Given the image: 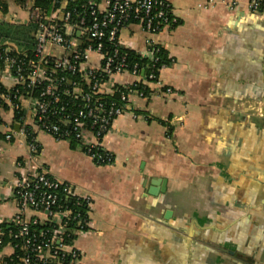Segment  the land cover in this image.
I'll return each mask as SVG.
<instances>
[{
	"label": "crops",
	"instance_id": "crops-1",
	"mask_svg": "<svg viewBox=\"0 0 264 264\" xmlns=\"http://www.w3.org/2000/svg\"><path fill=\"white\" fill-rule=\"evenodd\" d=\"M33 1L9 0L0 23L27 25ZM171 2L179 22L154 38L174 59L159 74L172 92L150 82L148 97L131 94L138 116L119 115L102 140L112 164L39 129L29 100L19 120L10 104L0 107V223L18 210V161L91 198L89 225L69 247L80 257L66 264H264V15L222 0ZM147 37L136 23L120 31L122 46L142 57L151 56ZM99 61L93 53L81 65ZM136 79L116 74L102 93ZM23 127L35 134V154ZM13 253L6 245L0 262Z\"/></svg>",
	"mask_w": 264,
	"mask_h": 264
},
{
	"label": "built area",
	"instance_id": "built-area-1",
	"mask_svg": "<svg viewBox=\"0 0 264 264\" xmlns=\"http://www.w3.org/2000/svg\"><path fill=\"white\" fill-rule=\"evenodd\" d=\"M60 1L54 0L53 4ZM62 1L64 4L79 2V8L64 10L54 5L46 13L41 7L28 4L30 21L36 24L31 55L12 44H0V83L4 85V79L12 82L10 88L4 85L6 91H0V98L14 111L23 110L24 100H29L39 129L58 140L75 141L97 165L112 164L114 154L104 147L102 140L119 115L131 112L134 117L138 116L131 94L148 97L150 82L161 86L162 92H172L159 78L160 71L167 66H162L158 74L150 72L147 76L144 66L129 63L120 31L128 24H138L148 34L146 42L149 57L153 59L154 47L158 44L154 36L173 28L179 18L171 0ZM207 1L214 3V0ZM221 4L244 14L264 15V0L243 3L222 0ZM106 41L113 45L109 51L104 50ZM93 53L100 59L98 66L83 67L81 64ZM119 73H129L137 79L119 84L122 86L119 98L106 103L102 88ZM77 100L79 105L75 108ZM23 130L27 137L31 134L29 147L35 154L39 149L35 134L25 127ZM12 136L8 133L5 138L10 140ZM17 166L19 173L13 185L18 210L9 222L18 228L14 238L21 241L13 248L22 252V263L77 261L80 251L69 247L89 225L86 210L79 206L89 203L91 198L79 194L72 183L56 178L47 168H34L22 161Z\"/></svg>",
	"mask_w": 264,
	"mask_h": 264
},
{
	"label": "trees",
	"instance_id": "trees-1",
	"mask_svg": "<svg viewBox=\"0 0 264 264\" xmlns=\"http://www.w3.org/2000/svg\"><path fill=\"white\" fill-rule=\"evenodd\" d=\"M12 1L18 5H24L27 0ZM53 1L54 0H34L33 4L35 6L41 7L46 13L50 12L51 8L54 5V8L59 6L64 10L73 9L75 7L79 8V2L68 1L66 4H64L61 0L60 2L53 4ZM8 2L9 0H0L1 11L6 12L8 10ZM35 28L36 24L32 21L29 22L27 25H12L6 22L0 23V44L5 42L7 39H11L13 43L16 44V48H18L19 50L27 51V53L31 55L34 49ZM112 47L113 45L110 42L106 41L104 43L105 51L111 50ZM154 48L155 52L153 54V59L151 57H142L134 50L125 47L123 48V52H127V59L130 64L137 62L139 65L144 66L145 73L148 76L150 72L158 74L162 66H169L174 61V59L168 55V52L160 44H157ZM69 77L72 79L75 78V76L72 77V75H70ZM62 86H64V84ZM116 86L118 91H115L112 95H105L103 98L104 102L108 103L119 98V90H122V86ZM84 87L87 88L86 85H84ZM2 90L6 91V87H4V85L0 83V91ZM147 93H149V88L147 90ZM5 105L7 104H5V102L0 98V107H4ZM78 105L79 101L77 100L76 103H74V107L77 108ZM22 115L23 110H15V117L17 118V120H19ZM30 138L31 134H28V139ZM79 208L81 210H84L85 204H82L81 206H79ZM41 227H45V225H42ZM0 229V250L8 244H11L13 246L21 241V238H14V234L17 232L18 228L13 223H1ZM21 255L22 252L18 248H15L14 253L11 256L5 257L3 259L2 264H23L21 260Z\"/></svg>",
	"mask_w": 264,
	"mask_h": 264
},
{
	"label": "water",
	"instance_id": "water-1",
	"mask_svg": "<svg viewBox=\"0 0 264 264\" xmlns=\"http://www.w3.org/2000/svg\"><path fill=\"white\" fill-rule=\"evenodd\" d=\"M152 184L157 185L158 183H156L155 181H153ZM149 191H150V193L158 194L157 188L152 187V188H150Z\"/></svg>",
	"mask_w": 264,
	"mask_h": 264
}]
</instances>
